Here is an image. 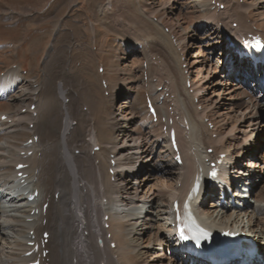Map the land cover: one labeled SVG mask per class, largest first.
<instances>
[{"label": "bare ground", "instance_id": "1", "mask_svg": "<svg viewBox=\"0 0 264 264\" xmlns=\"http://www.w3.org/2000/svg\"><path fill=\"white\" fill-rule=\"evenodd\" d=\"M214 1L215 4L213 0L194 3L196 20L188 9L187 13L181 11L175 17L173 9L177 0H80L85 11L78 17H85L78 19L85 27L78 25L72 17L74 9L70 8L65 16L67 20L57 24L54 36L47 42L44 38L40 39L41 43L38 41L40 46L34 48H38L37 52L31 50L21 57L16 56L21 52H17V45L14 46L17 49L7 47V54L11 50L12 57H0V200L3 203L23 201L29 210L16 208L15 211L21 213L9 215L8 228L13 234L9 236L6 264H27L37 259L40 264L44 261L50 264H188L189 261L197 264L198 259L173 247L178 222L210 230L241 226L240 219L244 216L240 218L238 213L244 209L216 206L212 212L196 200L213 195V188L209 186L211 180L231 184L239 179L246 180L252 187L255 185L252 175H258L262 160L247 144H253L254 134L264 127L257 115L264 110V81L253 80L254 75L246 74L248 67L244 62L237 82H231L230 73L240 59L233 50L240 49L238 47L243 46L246 39L250 40L251 34L264 38V23L235 22L237 11H230L228 2L231 0ZM218 1L223 6L218 7ZM234 1L246 10H251L248 7L251 5L257 9L258 3L253 4L256 0L248 6ZM166 6L172 9L171 15L164 9ZM127 14L132 22L140 24L134 28L144 34L140 47L136 44L134 47L150 62L156 58L159 72L166 74V78L148 74V77L145 75L148 79L139 80L133 69L127 70L133 74L128 85L132 105L118 114L120 111L114 110V101L127 79L116 75L118 70H123L122 57L115 55L118 49L113 52L111 49L103 64L101 59L97 61L96 54L79 53L78 45L88 36V31L91 32L89 38L95 39L100 37V31L105 33L108 27H113L114 22L129 25L121 18L128 17ZM74 21L77 24L74 25ZM206 27L212 32L202 37L203 42L212 48L222 45L228 59L222 62L227 65L224 70L217 62H206L209 70L201 74L203 61L193 52L199 47L198 55H201L204 45L192 36L188 38V34ZM85 33L87 36H82ZM229 36L238 47H229ZM187 39H192V43ZM146 41L151 44L145 45ZM112 44L113 41L110 46ZM0 45V49L6 47L5 42ZM152 46L158 48L160 56L151 54ZM42 48L47 49L45 65L40 64L38 57ZM140 55L137 60L141 59ZM183 63L185 68H182ZM101 64L103 72L98 70ZM230 64L232 68L228 69ZM216 72L221 82L232 83L229 90L235 92L236 97L224 106L217 99V110L212 109L209 95L199 93L200 88L216 90L219 84V80L215 81L217 77H213ZM62 77H65L64 82L60 81ZM187 81L193 93L188 91ZM146 97L156 107V120L148 109ZM195 99L201 109L197 108ZM33 104L35 109L31 110ZM13 106L28 110L17 113ZM234 110L237 118L231 121ZM206 117L212 128L204 122ZM121 124L126 129H121ZM228 124L231 130H227ZM171 128L175 129L181 164L170 141ZM236 130L243 134H237ZM96 146L98 150H94ZM145 159L154 164L152 174H159L163 179V188L161 186L155 196L149 194L152 189L147 188L149 177L143 178L136 167L137 162ZM212 161L219 168L217 177L210 175L214 169ZM20 162L27 166L16 169ZM110 169H114L113 174ZM19 171L27 173L25 179L18 177ZM22 180L27 184L22 185ZM206 188L210 193L205 192ZM35 193V198L30 200L28 196ZM175 200L179 214L173 208ZM140 203L149 205L150 214L140 211ZM248 211L249 208L245 214ZM257 212L264 214V209L259 208ZM254 213L251 211V215ZM140 222L144 226L142 230L138 228ZM260 225L263 221L251 219L243 229L264 244V228L259 229ZM44 232L49 233L46 243ZM31 241L33 245H29ZM139 241L149 248L156 242L170 243V254L159 252L145 261L144 252L138 248ZM43 250H47L45 255ZM238 262L234 259L228 264Z\"/></svg>", "mask_w": 264, "mask_h": 264}, {"label": "rangeland", "instance_id": "2", "mask_svg": "<svg viewBox=\"0 0 264 264\" xmlns=\"http://www.w3.org/2000/svg\"><path fill=\"white\" fill-rule=\"evenodd\" d=\"M177 1H178L177 2L178 4H176L175 8L173 9L175 11V17L177 15H179V13L181 11L183 13H187L186 10L188 9V11H190V12L192 11L191 15L194 16V18L197 20L198 14L194 12V9H193L194 6L193 5L196 1L198 2L200 0H177ZM172 2H174V1H172ZM239 2L242 5L248 6V4H252L253 1L252 0H239ZM254 3L255 4L258 3L257 9L256 8L253 9V6L251 5V6H248L251 10H246V8L239 6L238 2H235L234 0H231L230 2H228L230 11H237L234 13V21L242 23V22H245V20H248V21L252 22L253 24L254 23L255 24L264 23V10H262V4H264V1L263 0H256L255 2H253V4ZM220 6H223V3H221ZM70 8L74 9L73 10L74 15L72 17L78 21V23H79L78 25L82 24L85 27L86 24H83V22H79L80 19H78V18H84L85 17V15L82 17H78L79 13H83L85 11V6L82 2H80V0H0V39H1L0 44H2V42L3 43L5 42V44H6V47H4L5 45H2V47H4V48L0 49V57L1 56L2 57L7 56V57L11 58L12 57L11 50H9L8 54H7L6 50H7V47H13V48L17 49L16 47H14L15 45L18 46L17 52H18V50L21 51V52H18V54L16 56L24 57L25 54H27L31 50L33 52H37L38 48H36V50H34V48L40 46L39 45L41 43L40 39L44 38L45 41L47 42V39H51V37L54 36V34L57 31V26L60 25V23H62L63 20L64 21L67 20V18H65V16H67L68 12L71 11ZM182 8H183V10H182ZM164 9L167 12H169L171 15V11H172L171 8L166 6V7H164ZM200 9H203V8H200ZM65 13H66V15H65ZM126 17L127 16L125 15L124 17H121V18H124L123 20L126 21V23L128 22L129 25L123 24V22H120V20L118 21V23L120 22V24L116 25V22H114V23H112V26L114 28L108 27V29L105 33H101V31H100V33H98L100 37L95 38V39L89 38V37H91V34H90L91 32L88 31L87 32L88 36L86 35V33L82 34V36L84 35V37L87 36V37H85L84 40H82L83 42H86V43L82 42L79 45L77 44L79 47L78 50H80L79 53L80 52L83 53L85 51L86 52V53L84 52L85 55L88 54L89 56H93L96 54L95 56L97 58V61L99 59H101V63H103V64H104L103 61L106 60L107 57L110 55V50L112 49L111 52H113L114 50H116L115 48L118 49V51L116 52L115 55H117L116 57H118V55H120V57H122L120 59L122 62L123 70H120V71L118 70L116 72V75L124 76V78H127L126 81L124 82L123 87H121L119 89V92H118L116 99L114 101V110L117 112L120 111L118 114L123 113L122 110H125L126 106L127 107L129 106V108H130L132 105L131 91H129L128 85H131L130 81H131V77L133 76V74L131 75L130 72L127 70L133 69L137 79H139V80H146V78L148 77V74H152V76L153 75L154 76H162V77L166 78V74L159 72L161 70V69H159L160 64L158 63L156 58L153 57L151 60L152 62H150V60L148 58L145 59V58L141 57V55L139 54V51L134 47V44H136L137 47H140V44H142V42H140V40L143 39L144 34L141 32V30H138V28L137 29L134 28L135 25H140V24H135L134 22H132L130 19L131 18L130 15H128L127 20H125ZM153 19L156 20V17ZM58 20H59V22H57ZM77 21H74L75 22L74 25L77 24ZM223 21L226 24L225 20H223ZM121 23H122V26L124 28L121 26ZM131 24L133 25V27L131 26ZM117 26H119V27H117ZM196 29H197V27H196ZM168 30H169V28L167 27L165 29V31L168 32ZM103 31L104 30H102V32ZM137 31L140 32L142 35L140 33H138ZM197 31H198V33H196V31H190L191 33L188 34V38H190V36H192L193 39L195 38L197 41H199L200 43H202L204 45L203 51L201 52V55H198L200 52L199 47H197L196 50H194V52L192 51L193 53H195L194 56L197 55L200 58V60L203 61L200 64V67H204V69L201 68V70H203L201 72V74L207 73V70H209V65H206V62L208 64L217 62V64H219V65L221 64L219 66V68L224 70L227 65L223 64L222 62L225 60L227 61L228 58L226 55L227 53L225 54L222 52L223 46L218 45V47L212 48V47L207 46V44H205L203 42L202 37L204 38V37H206L207 34L212 32L211 29H208L206 27L203 29H199ZM106 38L109 40L107 41ZM44 39L42 41H44ZM3 40H5V41H3ZM111 40L113 41V44L115 46L113 44H112L113 46H110L111 42H112ZM188 40L191 44L192 39H187V41ZM150 41H146L145 45L151 44L152 41L151 42ZM104 42H105V44H104ZM51 44L52 43L50 42L46 46L49 47V45H51ZM20 45H22V46H20ZM81 45L83 46V48ZM116 45H117V47H116ZM80 46H81V48H80ZM155 47L156 46H152L151 54L157 53L160 56V53L158 52V48L155 49ZM94 48H95V50H94ZM97 48H98V50H97ZM81 49H83V50H81ZM86 50H89V51H86ZM95 51L98 53H96ZM19 53H20V55H19ZM139 55H140L141 59L137 60ZM38 57H39L40 64L45 65L46 63H44V62L47 61L46 60L47 59V49H45V48L40 49ZM123 57H125V58H123ZM82 58H83V54L81 56V60L79 59V61H80L79 65L80 66H81V63L83 62ZM204 58H206V59L204 60ZM244 60L245 59H241V60L235 62V64H234L235 70L232 73H230L231 82H234V83L237 82L238 81L237 77L242 75V68H243L242 62ZM28 64L30 65L29 62H28ZM103 64H101L102 67H103ZM146 64H148V65H146ZM125 65H127L130 68H128ZM146 66H148L147 67L148 70L146 69ZM185 66H186V64L183 63L182 68H185ZM230 66H231V64L229 65V68L228 67L227 68L228 69L232 68ZM126 67H127V69H126ZM149 67H150V70H149ZM65 70H66V67H65ZM125 70H126L127 74H126ZM99 71H101V70H99ZM66 72H67V70H66ZM101 72H103V71H101ZM257 73L258 72H256V74ZM161 74H164V75H161ZM145 75H147V77H145ZM67 76H68V72H67ZM213 77L214 78L217 77L215 79V81H218L220 79L219 72L214 73ZM64 78L65 77H62L60 79V81L64 82ZM71 79L72 78H68L67 80L70 81ZM154 82H155V80H154ZM218 83L219 84H217V88L215 91H212V90H214L212 88H210V89H201L200 88L199 89L200 94H203V95L205 94L207 96L208 95L210 96V99H211L210 104L212 103L211 107H212V109H216V110H217V106H218V104L216 103L217 99L219 101H221L223 106H224L225 102L229 104L230 102L233 101V99L236 98L234 96L235 92H233V91L231 92L229 90V87H231L232 83L229 84L228 82H224V81L221 82L220 80ZM186 85H187L188 91L190 93H193V88L190 87L191 83L187 82ZM127 89H128V91H127ZM220 93H221V95H224V97H221ZM106 94H107V92H106ZM246 99H248V97H246ZM194 102H195L197 108L201 109V105L198 104V100L195 99ZM12 108H14V106ZM19 108H21V107H17L16 109L14 108L17 111V113H21L22 110H23V112L28 110L27 107L22 109L23 106L21 109H19ZM129 108H128V110H129ZM31 110H33V107H31ZM236 114L237 113L234 110L232 112L233 117L230 118V119H232L231 121L236 120V118H237ZM257 115L261 119L262 124H264V110L259 111L257 113ZM154 119L156 120V118H154ZM208 119L209 118L206 117L203 120L206 124L207 123L209 124L210 128H212L213 125L209 123ZM8 120L11 122V119H8ZM134 126H135V123H132L131 127H134ZM120 128L126 129V126L121 124ZM227 130H231V125L228 124ZM236 133L237 134H243L242 131H240V130H236ZM214 137H215V135H214ZM22 138H24V136ZM253 138L255 139L254 143L253 144H247V148L250 149L252 152H255L256 154H258L261 157L262 164H264L263 163L264 162V127H262L261 130L256 132L254 134ZM95 150H97L96 147H95ZM208 151L211 152L212 148H209ZM20 153L23 154V151H21ZM155 158L153 160H155ZM208 162H210V161H208ZM179 164H180V162H179ZM262 164L260 167L261 171L260 170L258 171V175H256V174L252 175L255 178V182H254L255 185L253 186V189L251 191V198L244 204V206L242 208L244 210H242L241 212L238 213L240 218L242 216H244V218L242 220L240 219V221H242L241 222L242 226L247 222H249V224H250L251 219H256V220L260 219L261 221H263V225H260L259 229L264 228V214H259V212H257L259 208H261V210L264 209V165L262 166ZM153 165H154L153 162L149 159H145L140 163L139 162L136 163V167H138V172L141 174V176L143 178L149 177L146 180L147 188H151L152 189L151 191L148 190V191H150L149 194H152L155 196L161 190L160 188L163 185V182L161 180H163V179L158 177V176H160L159 174H152L153 171L155 170ZM144 182L145 181H140L141 184H143ZM129 184L130 183H128L127 185H129ZM162 188H163V186H162ZM260 192H262V193L260 194ZM217 200H218L217 194L213 193V195L211 197H209L208 199H205V200L204 199H200V200L197 199L196 202L201 203L203 206L207 207L208 210L213 212L216 208V204H213V202H216ZM1 202H2V200H0V203ZM139 205L141 206V207L139 206L140 211H142L143 214H150L151 210L149 208V205L148 206H147V204L142 205V203H140ZM250 207L252 209H250ZM16 208H20L22 210L25 209L26 211L29 210L28 207L25 206V203L23 201H20L18 203H13V202L9 203V201L8 202L6 201V202H4V203L2 202L0 204V264H6V262H7L6 257L10 251L8 248L9 247V244H8L9 236L11 234H13L12 232L9 231V228H8L9 224L8 223H10V221L7 222V220L9 219L10 214L13 215V214L18 213V211H15ZM248 208H249V211L247 214H245V210ZM253 208H255V209H253ZM251 211H252V213H254L256 211V213H254V215L252 214L253 215L252 216ZM20 213H18V214H20ZM31 213H33V211H31ZM27 219H29V218H27ZM162 219H163V217H159V220H162ZM141 223L142 222H140L139 223L140 225L138 226L139 230L144 229V226H142ZM131 226L136 227L137 225L131 224ZM257 229L258 228H256L255 230H257ZM255 233L258 234L257 231H255ZM77 240L75 239L74 241L77 242ZM97 243H98V241H97ZM113 246H114V244L112 245V247ZM138 248L140 249V251L144 252V260L145 261L149 260V258L151 257L152 254L154 257V255L159 254V252H162V253L166 252V254H170V251H171L170 243L162 244V243L156 242L153 245V248L152 247L149 248L147 245H144V242L139 241ZM145 250H150V251L146 252Z\"/></svg>", "mask_w": 264, "mask_h": 264}, {"label": "snow or ice", "instance_id": "3", "mask_svg": "<svg viewBox=\"0 0 264 264\" xmlns=\"http://www.w3.org/2000/svg\"><path fill=\"white\" fill-rule=\"evenodd\" d=\"M256 44L259 45L260 44V41L257 40L256 41ZM212 175L215 176V172L214 171H213ZM180 235H181V238L182 239H187V237L184 235V229H182V228L180 229Z\"/></svg>", "mask_w": 264, "mask_h": 264}]
</instances>
